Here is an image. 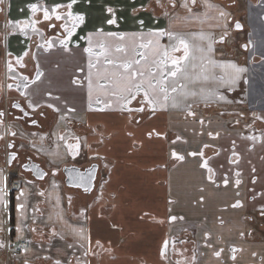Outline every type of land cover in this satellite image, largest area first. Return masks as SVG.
Returning a JSON list of instances; mask_svg holds the SVG:
<instances>
[{"label":"crops","instance_id":"obj_1","mask_svg":"<svg viewBox=\"0 0 264 264\" xmlns=\"http://www.w3.org/2000/svg\"><path fill=\"white\" fill-rule=\"evenodd\" d=\"M99 1H102L100 6ZM10 2L12 9L13 7L16 9L11 20L8 18ZM110 2V0H84V2L76 0L71 9L66 7L57 9L58 13H64V18L61 21H66L67 25H73L72 18L67 16L69 11L72 12L73 16L78 14L84 16V20L77 24L71 38L67 41L69 51H65L60 44V41L67 36V34L61 35L58 33L63 23H60L58 27H49L50 24L54 25L57 20L54 15L51 20H45L41 11L48 8L51 13V8L54 5H67L71 3V0H59V2L54 0H6V15L2 13L3 1L0 2V109L9 100L5 101L6 88L10 80L8 73L10 64L11 68H14L13 74H15V77L22 81V86L24 87L25 83L28 84V87L24 89L27 95L29 93L27 97L33 95L34 101L39 103V107L47 109L52 124L55 122V114L52 109L46 106L47 103L53 102L51 98L46 96V93L49 92L52 93L53 97H60L59 104L65 105L68 102L69 105H65V107L75 109L72 112L74 114L72 116L75 118L90 122H105V119H107V130L109 128L114 129L112 121L119 119V113L126 114L127 118H129V113L122 112L119 109L121 101L111 95L114 90L112 74L122 72L123 69L108 64L107 61L109 59H118L119 62L139 60L137 59V48L142 47L143 43L147 42L150 47L145 53L150 55H144L147 59H140V65L133 64V69L143 66L146 71L147 68L151 67L158 75L159 68L153 63L159 58L157 53L165 50L164 46L166 47L168 43L173 44V39H170L169 36L165 40L158 33L170 29L173 34L179 33L181 36L186 37L190 44H200L205 48L203 54L194 53L197 59L189 61L186 67L187 79L182 75H178L175 80L169 78L166 82L169 86L170 95L177 98L180 106L173 108L171 107V101H169L167 108L159 107L160 111L158 113L160 114L156 118L157 121H169V127L172 126L171 121H187L183 125V129L189 142L185 149L181 151L185 158L178 163L169 165L161 163L162 159H159L158 162L153 163L151 171V169L144 167L146 162L134 159L137 154L133 149L132 162L129 164L147 171L150 175L141 172L140 176L137 171H130L135 175L133 184L128 181L131 185L130 192L132 195L130 197L123 195L119 191V186H116V181L122 182V178L119 175L113 178V175H117L121 168L118 161L111 168V178L105 186L106 191L102 195L96 193L87 195L80 189H73L74 192L67 195L63 188H60L61 186L55 187L52 182L47 187L46 194L32 195L31 187L23 184V188L20 189L16 198L14 235L10 233L9 229V198L6 192L4 199L2 193H0V212L4 209V205H7L5 227H3V220L0 215V244L3 245V247H0V264H5L4 249L9 236L11 240L12 238L13 240L28 239L32 243L18 253L17 264H26V262L27 264H55L57 260H60L61 264H64L65 261H71V264H165L161 255L165 241L190 225L195 227L197 238H202V240L205 239L203 236L205 232H214L215 242L223 250L221 251V258H215V256L208 254L210 259H203V264H264V259H261L264 252L262 249L255 250L258 254L253 253L250 259L244 253L240 255V259H238V256L235 259L231 258L232 247H241V245L236 244V237L240 242L246 244L248 240L245 238V232L248 236L253 228L248 231V228L246 229L247 224L244 221V217H247L249 210L248 196L245 195V191L243 196L238 198L242 207L233 208L232 205L237 201L235 199L237 194L233 187L229 189V194H227L226 192L217 191L218 187L215 186L216 183H222L224 178H227L229 182H235L238 178L236 172L239 170H237L236 164L231 163L228 159L223 163L219 161L221 154L224 155L226 152L232 154L233 145L228 146L224 142L219 143L216 139L214 140L215 143L213 141L214 145L220 147L219 154L213 155L209 161L217 174V177H213L214 183L208 179L209 173L207 170L201 167V158L188 155L190 152L201 149L198 143L192 140L196 128L204 132L214 130L219 132L222 137L233 135L247 141L248 145L251 143V140L246 136L244 117L239 115L240 112L234 114L236 121L234 130L228 126V123L232 121V118H230L232 114L225 117L219 116L221 113L230 114V112L225 111V108H223V112L214 113L213 116L209 117L203 126L200 123L196 126L191 122L194 117L187 115L188 105L204 102L198 100V97L199 94L205 92V86L208 87L209 94L203 96L205 98L209 97L207 100L210 104L223 107L246 101L264 103V100L259 96L252 97L253 94H250V90H253V76L252 72L248 70L244 50L236 59L229 44L218 45L216 38L221 37L219 32L225 29L226 26L224 22L220 21V18L217 20V13L214 12V16L209 15V9L203 14L179 15L164 21L156 20L158 23L154 24L155 22L146 19L139 20L142 11L147 12L145 16L152 15L156 19L157 17H164L159 15V11L154 8L153 0H142L139 8H134L137 5L134 0H127L126 2L121 0L122 6L118 9L121 10V16L112 17L111 19L116 22L109 24L106 21L108 19L103 17H108L105 8L108 7ZM31 4L38 6L35 13L29 8ZM98 8H102L101 13L104 16H98ZM19 10H21L22 15L23 13H26V15H19ZM130 12L137 20L134 18L132 21L131 17H128ZM260 20L262 23L264 22V14L260 17ZM141 21H143V24L140 23ZM25 25L27 26L25 27ZM21 28H24V30L21 31ZM110 33L116 35H109ZM201 34L210 39L199 40ZM14 36L21 37L22 41L25 39L24 48L19 49L18 52L14 48L10 50V47H8V39L10 40ZM262 38L264 40V34H262ZM48 42H52L51 48L48 47ZM209 43L212 44L213 48L211 52L207 51ZM117 46L123 47L127 55L117 53L115 51ZM86 48H91V54L84 51ZM97 51L107 54L99 55L100 53H97ZM257 52L256 63L264 64V48L257 47ZM201 56H203V59L200 58ZM61 58L67 59L66 64L63 66H60ZM89 61L95 66L90 67ZM193 64H195L194 68L192 67ZM38 65L39 70L44 75L37 81L35 78ZM232 65L237 68H244L246 71L237 73ZM81 75H84L85 80L83 82L87 83V86L84 90L78 91V88H81L83 84H73L72 81L82 79ZM89 76L92 79L91 103L93 106L91 109L89 108ZM21 77H27V80H22ZM173 84L177 87L175 93H171ZM101 85L104 87H101ZM181 85L183 87H180ZM20 96L22 95L18 94L16 89H8V97L20 99ZM109 103H111V107H106ZM196 114L198 117H202V114L198 112ZM212 119L213 121H210ZM1 127L0 122V130ZM153 127H157L160 132L166 128L159 123L154 124ZM56 128L51 125L47 135H42L44 148L40 149L44 156L52 161V167L58 166L67 152L61 149L58 144V131ZM45 138H48V140H45ZM88 138L93 140L96 137L90 136ZM149 143L153 145L152 142ZM262 143V145L256 144L254 148L259 146L264 148V141ZM47 144L49 148H46ZM228 147L232 150L227 151ZM240 148L235 145V151L239 152ZM102 149L106 150V147ZM106 155L109 159L116 160L113 158V153H107ZM2 169L0 167V187H5L7 184L6 176L3 174ZM239 178L246 185L251 180L250 176L249 179L242 175ZM58 183L61 182L58 181ZM141 184L144 188L143 196H141ZM227 186H230V184ZM21 191L24 192V196L20 195ZM155 194L158 196H155ZM66 196L68 201L65 200ZM38 197H41V200H37ZM69 197L77 200L79 207L84 209L83 215L80 211V213L76 212L77 216L71 217ZM201 197H203L202 202H200ZM227 197H232L233 200L228 201ZM33 199L36 201L33 202ZM18 203H24L25 208L18 211ZM174 206L176 209H173ZM32 207H34L35 213H38V221L36 225L31 223L32 228L29 231L24 226L31 220L30 211L33 210ZM75 209L77 211L78 208ZM260 210H264V206L257 209V211ZM171 216H183L184 219L170 221ZM32 218H34V214ZM107 222H110V226L106 224ZM121 225L122 227H129L134 236L130 233L129 238L118 237L120 233H123ZM104 226L111 229H104ZM32 229H35V231ZM104 230H107V233L111 235L108 237L110 238V240L108 239L110 244L105 248V251L94 243L96 236L103 233ZM242 232L244 233L243 236H241ZM112 235L119 239L114 240L115 237H112ZM70 244L72 247H69ZM101 250H103V256L98 255L100 259L92 258L93 253L97 252L99 254ZM86 252L87 255H85ZM223 253L227 256H223Z\"/></svg>","mask_w":264,"mask_h":264},{"label":"flooded vegetation","instance_id":"obj_2","mask_svg":"<svg viewBox=\"0 0 264 264\" xmlns=\"http://www.w3.org/2000/svg\"><path fill=\"white\" fill-rule=\"evenodd\" d=\"M245 1V0H244ZM250 0H246V3ZM252 1V0H251ZM185 0H176V7H172V5L169 3V0H159V3L157 0H153L154 8H156L159 11V15H163L166 19H172L176 16L179 15H195V14H203L209 9V15L214 16V12L217 13V20L220 18V21L225 23L226 28L223 30H220V36L223 37V41H221V37L216 38V42L218 45H223V44H229V30H233L234 32H241V31H246V37L245 40L241 42L240 47H241V52L242 50L243 53L245 54V61L248 65L251 64H256L257 62V47L255 48L252 39L248 37V28L246 26V19H248V16L246 15L245 11L241 10L237 12V8L240 5L239 0H207V4H211L213 7L208 8L205 6V0H197V4L195 6L191 5L189 3V7L192 8V11L189 12L187 8L183 7V3ZM241 6V5H240ZM119 9V8H117ZM242 9V8H241ZM162 10V12H160ZM223 11L225 13L224 16L220 15V12ZM42 14L43 11H41ZM62 16L64 13H61ZM63 20V19H61ZM61 20H57L56 27L60 25V23L67 24L66 21L62 22ZM54 23V25L56 24ZM239 23L241 28H237L236 24ZM69 28L72 27V25H68ZM77 27V25H76ZM165 33L171 32L170 29H166L164 31ZM59 34L66 35L67 33L65 30L61 27L58 30ZM176 37H183L184 39L187 40L186 37L181 36L179 33H174ZM163 39H167L168 35L164 34L162 35ZM173 44H169L165 47L164 49H171L172 45H178V40L173 39L172 40ZM167 44V42H166ZM150 44L147 42L143 43L142 47L137 48L136 53H142L143 55L149 56L150 54L145 53L147 49H149ZM231 49V48H230ZM234 52V51H233ZM97 53H101L100 51H97ZM174 55H181L182 52L178 53H173ZM234 57H236V53L234 52ZM233 57V58H234ZM239 57V55H238ZM160 58V57H159ZM158 58V59H159ZM137 59H141L140 55L137 54ZM14 68H11V70L8 72L9 73V82L6 88V98L5 101L8 100L7 104H4L3 107H1L0 111L4 113L3 117H0V122H1V130H0V137L4 138V133L8 134L7 141H5L0 144V151H2L3 155V162L5 160V163L7 164L6 166H16L20 168L21 172L31 174L33 176V171L32 169L35 168V163H39L48 173L46 175L45 179L42 181L50 180L53 178L51 176V172L53 169L57 170V175L53 178L54 181L58 180L62 182L61 184L66 185V175H65V168L69 166H78L81 168L82 171L89 169L88 173L84 175L83 173H79L78 177H74V182L76 183H81V186L88 187V191H85L84 188H75V187H70V189H80L87 195H102L106 191V185L108 181L111 178V168L114 167V164L117 162L116 160L109 159L105 153H101L100 149L104 148L107 146V143L109 142V137L110 134H107V128H106V122H101V121H88V120H82L79 118H75L72 112H68L67 108L63 104H57L59 108H61V113L54 112L55 117H54V124H52L50 114L47 112L46 108H41L37 107L35 109L29 108L28 104L29 101H31V97L26 94L25 88L22 86V81L15 77V74H13ZM249 72H251L249 70ZM13 74V75H12ZM179 75V74H178ZM80 83L83 84L81 81ZM249 85V83L247 82ZM11 85V88L9 87ZM17 85H20L18 88ZM260 88L252 87L253 90H250V94L252 93L253 96H259L262 100H264V89L263 85H259ZM16 89L18 94H21L20 99L13 98V97H8V89ZM229 90V89H228ZM232 90V89H231ZM21 92V93H19ZM23 93V94H22ZM143 99V93H140L136 97V100L132 101V103L129 105L130 108H138L140 107V101ZM262 102H253V101H246V102H239L237 103L238 105L241 106V108H237V104H232L228 105V108L225 107L226 112H230V114H225L221 113L219 116L225 117L229 116L232 114V121L228 123L229 128L232 130L235 129L236 127V121L234 114L237 112H240V116L243 115L244 117V128L245 131L247 132L246 136L251 140V148H254L256 144H263L262 142L264 141V107ZM14 104H19L20 107H13ZM261 104V105H260ZM235 107V108H233ZM23 110V111H22ZM192 112L194 113H199L202 114V117H198L196 114V117L191 120L192 123L196 124L198 126L199 124V119H203L204 122L207 121V119L211 116H213L214 113H220L223 112L224 109L222 106L217 105V104H210L208 100H205L204 102H197L191 104V109ZM160 111L159 106L157 107L155 115H152L150 111L148 110L147 107H145V111L143 113H138V112H133L132 115V120L129 123H126L127 126L132 127L135 129L137 132L134 137L139 138L140 135L145 134L146 138L150 140L154 145H157L159 143L164 144V148L166 151L165 155V160L163 161V164L167 163L169 164H174L178 163L181 160L174 159L171 156V152L173 149H175L180 155H182L181 151L185 149V147L188 145V137L186 136V133L183 129V125L187 121H171L172 126L169 127V121H157V116L160 114L158 113ZM28 113V115H25L24 113ZM43 113V115H41ZM64 115V119H60L61 115ZM201 116V115H200ZM205 116V117H204ZM9 118H13L15 121L19 122L21 125H25L27 127H30L31 129H28V131L24 130L23 135L25 138L29 137V142L31 143V146L33 143L38 142L37 145L43 144L42 142V135H47L49 132V127L52 125L53 127H57L56 130L58 131L57 134V141L58 144L60 145L61 149H64L66 152L65 157L63 160L60 161V164L58 166H53L51 165L52 161L49 158H46L40 149H35L36 154L32 153L29 151V149L20 148L19 147V141L13 137L12 131H9ZM129 119V118H128ZM35 120L36 123L32 124V121ZM139 120V123H136V121ZM129 121V120H128ZM210 121H213L210 120ZM162 124L166 128L162 131V133H166L165 137H157V136H152L149 138L147 136V133L152 131L153 129H156L159 131L157 127H153L154 124ZM243 124V125H244ZM118 126H121L118 125ZM146 127H149L147 130ZM55 129V128H54ZM204 129V128H203ZM95 130V131H93ZM115 130L112 129L111 132ZM215 133L214 130H210ZM160 132V131H159ZM203 132L204 134L201 135L200 133ZM208 130L205 132L203 130L199 131L198 128L194 130L193 138L192 140L196 143H198V146L201 148L203 147V144L208 143L211 144L212 147L204 149V158L207 159L209 157L215 155L216 153L220 152V147L218 145H214L215 139L221 143L224 142V136L222 137L219 135L215 139H212L207 135ZM102 134V137H101ZM114 134V133H113ZM179 135L182 137L181 141H178L176 144H172L171 142L175 140L176 136ZM94 136L93 140H90L88 137ZM60 137H64L63 140L60 139ZM79 137L80 142H81V148L79 151V155L73 156L70 154V152L67 150V144H74L75 138ZM233 139L232 141L235 142L236 136H232ZM252 137H255V139H252ZM103 138L104 143L99 144L97 141L99 139ZM160 138L162 140H160ZM97 139V141H96ZM206 139L208 142L203 141ZM86 141V143H85ZM183 141H187V143H184ZM203 141V142H202ZM214 141V143H213ZM14 145L13 147H9V145ZM36 145V146H37ZM90 145V147H89ZM134 146L137 148H140L142 146L141 143L135 142ZM42 147V146H41ZM40 147V148H41ZM32 148V147H30ZM99 152L100 156L106 157V159L102 160L99 157L95 155L96 152ZM12 153H17V156L15 159H13L12 164L10 165V156ZM232 159H235V157L231 156ZM107 164L108 167L105 168L104 165ZM50 165V166H47ZM210 167L213 168L211 164H209ZM210 175V174H209ZM34 177V176H33ZM214 178L217 177L216 172L214 171ZM35 178V177H34ZM60 179V180H59ZM104 181H107V183H104ZM103 183V188H101V184ZM244 183V182H242ZM69 188V187H68ZM260 210L257 211L258 213H261ZM254 217L247 212V217H244V221H253ZM35 221V220H34ZM255 222V221H254ZM36 223V222H35ZM258 227L264 231V222H255ZM247 229V225H246ZM250 228H248L249 231ZM183 231H178L177 234H174L171 238L167 239L168 245L167 248L162 249L164 251V261L165 264H203V259H208L210 255H214L216 251H220V247L216 244L215 242V234L212 236V231H208L207 233L210 234V238L208 240L202 238H197L196 236V230L193 225L187 226ZM206 233V232H205ZM204 233V234H205ZM243 233V232H242ZM254 233V234H253ZM203 234V236H204ZM247 235V233L245 232ZM253 234V235H252ZM245 235V238L247 240H252L255 237V231L254 228L250 230V234L248 236ZM205 238V236H204ZM210 245V246H209ZM206 250L207 254L203 255L200 250ZM233 248L236 249L235 252H233ZM241 247H232V256L231 258L233 259V256L237 258L239 256V253L242 252ZM222 257V252L219 257L215 258H221ZM229 258V257H228ZM210 259V258H209ZM41 262V261H40ZM37 263V262H35Z\"/></svg>","mask_w":264,"mask_h":264},{"label":"rangeland","instance_id":"obj_3","mask_svg":"<svg viewBox=\"0 0 264 264\" xmlns=\"http://www.w3.org/2000/svg\"><path fill=\"white\" fill-rule=\"evenodd\" d=\"M4 1V0H2ZM11 1V0H9ZM30 1V0H27ZM55 2H59V0H54ZM84 2V0H82ZM110 4L108 5V7L105 8V11H107V9L109 7H111L114 11L113 13H108V17H103V18H107L108 20L111 19L112 17H120L121 16V10H118L117 8L122 6L121 0H110ZM123 1H127V0H123ZM135 2H137V5L134 6V8H139L142 0H134ZM240 5L238 6V8L236 9L237 12L238 11H245L246 15L248 16V19H246V26L248 28V39L249 37L252 39V43L254 45V47H259V48H264V40L262 38V34H264V22L262 23V21L260 20V17L264 14V0H250L246 3V0H239ZM16 3V2H15ZM102 3V1H99V6ZM242 8V9H241ZM101 9L102 8H98L97 12H98V16H104L101 13ZM15 8L13 7L12 9V4L10 2V11L8 13V18L11 20L13 19L14 13H15ZM147 12L142 11L139 20H144L146 19L147 21L150 22H155L154 24L158 23V21L156 20H162L164 21L166 18L162 17L159 18L157 17L154 18L152 15H146ZM19 15L21 16H25L26 13H21V10H19ZM128 17H131L130 19L133 21L135 17H133L132 12H130V15H128ZM137 20V18H135ZM106 20V21H108ZM135 20V21H136ZM131 25L133 23H130ZM149 28H153V27H149ZM230 34V38H229V47L231 48L232 51H234L236 53V59H238V55L241 53V47L240 44L242 41L245 40L246 37V31H241V32H234L233 30H229L228 31ZM220 34V33H219ZM262 38V39H261ZM263 41V43H262ZM24 42L25 39L19 37V36H14L12 37V39H8V47H10V50H13L12 48H14V50L16 52H18L19 49L24 48ZM12 46V47H11ZM67 59L66 58H61L60 59V66H63L64 64H66ZM248 70H250L252 72V78H253V86L256 88H260L259 85H263L264 86V64H251L248 65ZM82 79L78 80L79 83L83 80H85L84 75H81ZM87 86V83L83 82V86L80 88H78V91L84 90L85 87ZM205 92L203 94H199L198 100H207L208 98H205L203 95L204 94H209V92L207 91V86H205ZM42 90V89H40ZM264 91V89H262ZM43 91V90H42ZM47 96V93H46ZM31 97V101H34V97L33 95H30ZM264 98V97H263ZM60 101L56 102L57 104ZM263 104L264 107V103ZM260 104V105H261ZM64 105V104H63ZM65 105H69L68 102L65 103ZM64 105V106H65ZM74 106V105H73ZM228 108V106H223V108ZM235 108V107H233ZM237 108H241L240 105L237 104ZM123 117V120H122ZM129 119L127 118L126 114H122L119 113V119L112 121V124L115 128V130L113 132H111L112 128H109V130H107V134H110L109 137V142L108 145L106 146V150L104 149H100L101 153H113L114 156L113 158L116 159V161L119 162V164L121 165L120 171L118 172V174L113 175V178H116L118 175L119 177L122 178V182H118L116 181V186H119V191L123 194V195H128L129 197L132 195L131 191V185H129L128 181L130 183L133 184V179L135 177V175L130 172L132 170L137 171V173L140 174L141 176V172L143 173H147L148 175H150L147 171H143L137 167L131 166L129 163L132 162L131 156H132V151L133 149H135V154H137V156L134 158L136 160H140L146 162L145 166L147 169H151L152 171V166L154 162H158L159 159H162L163 163V159H165V155L167 154L164 148V144L163 143H159L157 145H151L149 142L150 140H148L145 136V134L140 135L139 138L134 137L135 134L137 133L135 131L134 128L127 126L126 123H129L128 121ZM109 121V120H108ZM105 122L107 123V119H105ZM110 123V121H109ZM118 123H121V126H117ZM120 125V124H119ZM28 129H31L30 127H27L25 125H21L19 122L15 121L13 118H9V131H12V133H15V135H13V137H15L18 141H19V147L20 148H26L29 149V151H31L32 153L36 154V150L37 149H43V144H38V142L33 143V145L31 146V143L29 142V137L25 138L23 135L24 130L28 131ZM146 129L148 130L149 127H146ZM114 133V134H113ZM128 133H132V135H128ZM12 135V134H10ZM115 135V136H112ZM233 136V135H232ZM232 136L231 135H226L224 136V143H226L228 146H232L233 142H232ZM10 137V136H9ZM8 134L4 133V138L0 139V144H2L4 141L6 143ZM50 138V137H49ZM45 140H48V138H45ZM160 140H162L160 138ZM119 141V142H118ZM43 142V141H42ZM138 142L141 143L142 146L140 148H137L136 146H134V143ZM129 143V144H128ZM251 144L249 145L247 144V141L242 140L240 138H236L235 139V145L240 148L239 153V163L238 164V168L237 170L240 171L241 175L243 177H245L246 179H249V176L251 177L250 182L246 185V183H242L237 187L235 182H229L227 185L230 184V186L225 185L223 182L222 183H216L215 186L218 187L217 191H221L222 193L226 192L227 194L229 189H233L236 191V194L239 193V195H235V199L238 200V198L243 196V193L245 191V195L248 196V206H249V214L251 216L254 217L253 221H248L247 222V228H254L255 231V237L252 240H248L246 244H243V242H240L239 239L236 237V244L241 245V248L243 249L242 252L239 253L238 259H240V255L241 254H246L248 259H250V256H253L254 254H258L256 253L255 250L257 249H262L264 251V231H262L258 225L255 222H260L263 221L264 222V216L261 215V213L257 212V209L260 206H264V148L262 147H256V148H251ZM37 145V146H36ZM110 145V146H109ZM258 145V144H257ZM42 146V147H41ZM32 147V148H30ZM41 147V148H40ZM46 148L48 147V144L46 145ZM36 149V150H35ZM4 150V149H3ZM1 149L0 151V167H2L3 169V174L6 176V195L9 198V192L12 189H17V187H21V189L23 188V184L27 185L29 187H31V191H32V195L35 194H40L41 192L44 194H46V189L49 186V184L52 182V185L55 187L61 186L60 188H63L64 192L67 193V195L71 192H74L73 189H70L68 187H66L64 184L62 185L61 183H58V180H56V182L53 180V178H51L49 181L45 180V181H38L36 180L31 174H27L24 172H21L20 168L18 167V165L16 166H6L7 164L5 163V160L3 162V155H2V151ZM232 149H227V151H231ZM232 154H230L229 152H226L224 155L221 154V156L219 157V161L221 163H223L226 159H228L229 161L232 160L231 158ZM223 165V164H222ZM48 166V165H47ZM17 173L20 176V179L16 180L14 183L11 184L10 179H9V175ZM20 180V181H19ZM60 180V179H59ZM29 181H31V183H29ZM54 181V183H53ZM61 181V180H60ZM51 185V186H52ZM142 185V184H141ZM203 186H205L203 184ZM50 189V188H49ZM20 191V190H19ZM18 191V192H19ZM58 192H60V190H58ZM136 195V194H135ZM144 195V188L142 185V194L141 196ZM137 196V195H136ZM155 196H158L155 194ZM5 197V193H2V198L4 199ZM43 199V198H42ZM37 200H41V197H38ZM66 201H68L67 196H66ZM72 201L70 202V209L69 212L72 214L71 217L74 218V216L77 213H80V211L84 210L82 208L79 207L77 200L76 199H71ZM228 201H232L233 198L232 197H227ZM33 202H35L36 200L33 199ZM44 201V199H43ZM5 204V203H4ZM7 206V205H6ZM6 206L4 205V209L0 212L2 220H3V227H5V218H6ZM41 207V206H39ZM75 208H78L77 211ZM9 209V206H8ZM33 210L30 211V222L26 223L24 228L28 229L30 231V229L32 227H30L28 224L29 223H34L36 225L37 221H38V213H35L34 207H32ZM173 209H176V207L174 206ZM34 214V218H32V215ZM79 215V214H78ZM77 216V215H76ZM191 216V215H189ZM1 217H0V222H1ZM29 218V219H30ZM192 218V217H191ZM84 219V218H82ZM36 223H35V221ZM255 221V222H254ZM106 224H108L110 226V222H107ZM122 227V225H121ZM104 229H111L110 227H106L104 226ZM123 229V233H120L118 235V237H124V238H129V234L131 233V235L134 236V234L132 233L131 230H129V227H122ZM139 229V237L141 236V231H140V227ZM111 235L107 233V230H104L103 233H101L100 235H97L96 239L94 240V243H96V241H100V244L103 245L102 249L105 251V248H107V246L110 244L108 241L110 240ZM212 236H214V233H212ZM101 237V238H99ZM112 237H115L114 235H112ZM117 237V238H118ZM115 237L114 240L117 239ZM109 239V240H108ZM119 239V238H118ZM16 241V240H14ZM103 250H101V252H99V254H97V252L93 253V257H96V259H100V257L98 255H100L101 257L103 256ZM200 252H202L203 255L207 254V251L204 249L200 250ZM223 256H227L225 253H223ZM261 259H264V252L262 253V257Z\"/></svg>","mask_w":264,"mask_h":264},{"label":"snow or ice","instance_id":"obj_4","mask_svg":"<svg viewBox=\"0 0 264 264\" xmlns=\"http://www.w3.org/2000/svg\"><path fill=\"white\" fill-rule=\"evenodd\" d=\"M0 2H2V0H0ZM157 2L159 3V0H157ZM76 3V0H71V3L67 4V5H62V4H56L51 8V13L49 11L48 8H44L43 13H44V19L45 20H51L52 16H55L56 20H61L64 17L57 12V9L62 8V7H66L68 9H71L73 4ZM169 3L172 5V7H176V0H169ZM189 3H191V5L195 6L197 4V0H185V2L183 3V7L187 8L189 12L192 11V8L189 7ZM205 6L208 8L213 7L211 4H207V0H205ZM29 8L31 9V11L33 13H35L38 10V6L36 4H31L29 5ZM107 11L109 13H113V9L111 7H109L107 9ZM221 16H224L225 13L223 11L220 12ZM67 16L72 18L73 21V25L71 28L68 27L67 24H63L60 27H62L65 32L67 33V36L65 37L64 40L60 41L61 46L64 48L65 51H69L70 49L68 48V43L67 41L71 38L73 32L75 31V27L79 22H82L84 20V16L82 14H78L73 16L72 12L69 11L67 13ZM116 21L114 19H109L107 21V23L109 24H113ZM141 24H143V21L140 22ZM27 25H25L26 27ZM49 27H56L55 25H49ZM236 27L239 28L240 25L239 23L236 24ZM24 28H21V31H23ZM35 30V29H34ZM168 35L170 39H176L178 40V45H172L171 49H165L162 52L157 53V56L160 57L158 60L154 61L153 63L156 65L157 68H159V74L157 75V72L153 71V69L151 67L147 68V70L145 71L143 66L133 69V64L136 65H140L141 64V60H146L147 58L142 54V53H137L138 55H140L141 60H126L123 62H119V60H113V59H109L107 61L108 64H112L114 66H116L117 68H122L123 71L122 72H116L112 74V83L114 84V90L111 92V95L117 97V99L119 101H121V103L119 104V109L123 112L126 111L129 113V122H131L132 120V113L133 112H138V113H143L145 111V107L148 108V110L150 111V113L152 115H155L157 107L159 106L160 108H167L168 107V102L171 101V107L173 108H177L180 106V102L177 100V98L175 96L170 95L169 93V86L166 83L169 78H172L173 80H175V78H177L178 74L184 76V78H188V73L186 71V67L189 63L190 60H195L197 59V57L194 55L195 52L201 53L203 54L205 52V48L203 46H201L200 44H190L186 39H184L183 37H176L173 33L171 32H167L165 33L163 30L158 33V35ZM109 35H116L115 33H110ZM205 39H210L209 37H205L203 34H201L199 36V40L203 41ZM221 41H223V37H221ZM48 47L51 48L52 47V42H48ZM213 50L212 48V44L209 43L207 45V51L211 52ZM84 51H87L91 54V48H86L84 49ZM115 51L117 53H125V55H127L126 50L123 47L117 46ZM178 52H182L181 55L177 56L174 55L173 53H178ZM107 53H100L99 55H106ZM25 55H27V53H25ZM201 59H203V56L200 57ZM19 60V58H18ZM211 62V61H209ZM89 66L90 67H94L95 65L89 61ZM192 67H195V64L192 65ZM232 67L235 69V71L237 73H243L246 70L244 68H237L235 65H232ZM9 69L11 70V65L9 64ZM166 70V71H165ZM44 73L41 72L39 70V65L37 66V75H36V80H40L41 76H43ZM22 80H27V77H21ZM33 83H35V81H33ZM73 84H78L79 81L78 80H73L72 81ZM9 87L11 88V85H9ZM17 87L19 88L20 85H17ZM28 84L25 83L24 84V88H27ZM88 87H89V108H92V103H91V95H92V79L91 76H89L88 79ZM101 87H104L103 85H101ZM180 87H183V85H181ZM177 91V87L175 86V84H173L171 86V93H175ZM140 93H143V99L140 101V107L138 108H130L129 105L132 103V101L136 100V97L138 95H140ZM23 94V93H22ZM47 96L49 98H51V100L53 102L47 103V107L52 109L54 112L57 113H61V108H59L57 106L58 101H60V97L59 96H52V93L49 92L47 93ZM221 99H223V97H221ZM29 108L35 109L37 107H39V103L35 102V101H29L28 104ZM13 107H17L19 108L20 105L19 104H14ZM106 107H111V103L107 104ZM188 111H187V115L188 116H192V117H196V113L192 112L191 109V105L187 106ZM23 111V110H22ZM68 112H74L75 109L74 108H67ZM25 115H28V113H24ZM41 115H43V113H41ZM4 113L2 111H0V117H3ZM60 119H64V115L62 114L60 116ZM200 123L201 126L204 125V120L201 118L198 121ZM36 121L33 120L32 124H35ZM136 123H139V120L136 121ZM210 123V121H209ZM95 131V130H93ZM201 135H203L204 133L201 132ZM12 135H15V133H12ZM128 135H132V133H128ZM157 136V137H165L166 133H162L157 131L156 129H153L152 131L147 133V136L149 138H151L152 136ZM220 135L219 132H213V131H208L207 132V136L215 139L216 137H218ZM102 137V134H101ZM0 139H2V137H0ZM61 140L64 139V137H60ZM252 139H255V137H252ZM182 137L177 135L175 140H173L171 143L172 144H176L178 141H181ZM75 143L74 144H67V150L70 152V154H72L73 156L75 155H79V151L81 148V142H80V138L76 137L75 138ZM184 143H187V141H183ZM86 143V141H85ZM97 143L99 144H103L104 140L103 138L99 139L97 141ZM14 145H9V147H13ZM90 147V145H89ZM212 147L211 144L205 143L203 144V147L199 150V151H195V152H190L188 153V155L191 156H199L202 160L201 163V167L206 169L207 172L210 174L208 176V179L210 181H213V183L215 182L213 180V176H214V169L212 167H210L209 165V161L211 160V157L205 159L204 158V149ZM219 153H217L218 155ZM95 155L97 157H99L100 159L104 160L106 159V157H102L100 156L99 152L97 151L95 153ZM171 156L174 159H178V160H184V156L180 155L175 149L172 150L171 152ZM232 156L235 157V159H232L230 162L233 164H236L238 166L239 164V153L237 151H235V142L233 141V152H232ZM16 158V154L12 153L10 156V159H15ZM105 168L108 167L107 164L104 165ZM46 175H48V173L43 172L42 170H38L37 171V176L39 179H43ZM57 175V170L53 169L51 172V176L54 178ZM236 176L238 177L235 180V184L238 187L241 184V179L239 178L241 176V173L239 171L236 172ZM224 184L227 185L229 183V180L227 178H224ZM29 183H31V181H29ZM104 183H107V181H104ZM55 186V185H54ZM6 187V185H5ZM5 187H0V193H5ZM101 188H103V183L101 184ZM88 187L85 186V191H88ZM21 196H24V192L21 191L20 193ZM40 195H43V193L41 192ZM237 195H239V193H237ZM203 201V197H201V201ZM69 202H71V197H69ZM233 208L236 207H242V204L239 200L236 201L235 204L232 205ZM25 208L24 203H18L17 205V209L22 210ZM83 210L81 212V215H83ZM261 215L264 216V211H261ZM170 221H176L177 219L179 220H183L184 217L180 216H171ZM221 223H223V221H221ZM113 227H115V225H113ZM33 231H35V229H32ZM19 231V229H18ZM55 234V233H54ZM244 233H241V236H243ZM205 239L208 240L210 238V234L209 233H205L204 234ZM63 239V237H61ZM97 245H99L100 247H103V245H100V241H96ZM168 245V242L165 241L164 244V248L166 249ZM210 246V245H209ZM0 247H3L2 244H0ZM69 247H72V245L70 244ZM221 251H216L214 253V255L216 257H219L221 255ZM236 249L233 248V252H235ZM88 253L86 252L85 255H87ZM165 253L162 250L161 251V255L163 256ZM233 259H235V257L233 256ZM27 264V262H26ZM55 264H61L60 260H57L55 262ZM64 264H71V261H65Z\"/></svg>","mask_w":264,"mask_h":264},{"label":"water","instance_id":"obj_5","mask_svg":"<svg viewBox=\"0 0 264 264\" xmlns=\"http://www.w3.org/2000/svg\"><path fill=\"white\" fill-rule=\"evenodd\" d=\"M239 28H241V27H239ZM15 154L17 156V153H15ZM9 160H10V165H11L13 162V159H9ZM38 170H42L45 173H47V171L39 163H35V168L32 169L33 176L35 177V179L42 181L45 179L46 176L43 179H39L37 176ZM88 170L89 169L82 171L81 168L78 166H69V167L65 168L64 171H65V175H66V179H65L66 185L68 187L84 188L85 189V187L81 186V183L79 184V183L74 182V177L77 178L79 173H83L84 175H86L88 173Z\"/></svg>","mask_w":264,"mask_h":264},{"label":"built area","instance_id":"obj_6","mask_svg":"<svg viewBox=\"0 0 264 264\" xmlns=\"http://www.w3.org/2000/svg\"><path fill=\"white\" fill-rule=\"evenodd\" d=\"M5 1H3V14H7V10L5 7ZM31 241L28 239H22V240H17L15 243L11 244L9 239H7V243L5 245V264H16L15 260L17 253L22 251L24 248H27L31 245Z\"/></svg>","mask_w":264,"mask_h":264},{"label":"trees","instance_id":"obj_7","mask_svg":"<svg viewBox=\"0 0 264 264\" xmlns=\"http://www.w3.org/2000/svg\"><path fill=\"white\" fill-rule=\"evenodd\" d=\"M9 179L11 184L14 183L16 180L20 179V176L17 173L9 175ZM21 187L17 189H12L9 192V209H8V215H9V229L10 233L14 235L15 231V224H16V198L19 194V190ZM13 237V236H12Z\"/></svg>","mask_w":264,"mask_h":264},{"label":"bare ground","instance_id":"obj_8","mask_svg":"<svg viewBox=\"0 0 264 264\" xmlns=\"http://www.w3.org/2000/svg\"><path fill=\"white\" fill-rule=\"evenodd\" d=\"M186 15V14H185ZM119 142V141H118ZM110 146V145H109Z\"/></svg>","mask_w":264,"mask_h":264}]
</instances>
